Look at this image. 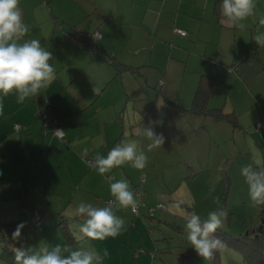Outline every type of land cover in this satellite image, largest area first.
Wrapping results in <instances>:
<instances>
[{
    "label": "crops",
    "instance_id": "0c3cea01",
    "mask_svg": "<svg viewBox=\"0 0 264 264\" xmlns=\"http://www.w3.org/2000/svg\"><path fill=\"white\" fill-rule=\"evenodd\" d=\"M214 1L19 0L18 6L29 31L18 42L39 40L41 46L51 52L49 63L55 69L51 84L22 104L17 103L15 92L6 97L0 95V102L4 105L0 115V200H15L10 212L12 217L5 221L16 220L17 226L23 223L25 229L34 231L27 235L21 229L20 237L27 247L32 245L30 238L35 240L38 234V247L47 243L50 246L60 244L70 250L85 249L84 243L88 239H80L78 230L85 218L76 215L75 209L80 202L99 206L98 194L93 188L98 187V182L106 184V200L114 199L110 185L116 181L126 180L133 192L138 184L144 190L150 189L151 181L144 186L143 178L138 179L140 170L133 168L131 163L110 170L107 174L112 175L104 179L94 163H87L83 157L85 154L95 161L97 155L106 156L116 144L134 142L130 138L135 137L138 148L148 157L146 166L158 168V157L153 154L156 150H149L150 143L142 140L141 126L136 127V134L125 131L122 111L118 109L122 102L148 100L150 89L154 90L157 99L164 101L166 111L170 109L171 115L183 110L191 114L184 129L170 139L163 167L174 164L193 167L186 161V156L177 153V146L191 134L200 137L204 131L208 137V150L204 157L200 156L206 164L201 170L208 171L211 144L214 143L209 138V123L220 121L216 125L219 131V128L226 127V123L221 122L226 119L208 115L209 119L189 110L202 75L214 79L207 106L221 107L225 112L234 111L239 133L253 129L249 133L261 142L258 150L264 153V128H253L257 121L264 119V79L247 83L232 66L252 47L258 48L264 62V45L253 40L258 33H264V25L259 23L264 18V0H255L253 15L241 22L248 31L243 29V33L238 26L226 24V18H216ZM176 28L184 29L186 34H180ZM94 30H99L101 36L92 39L88 33ZM139 73L142 76L152 73L154 84H148L145 75L142 77ZM94 87L100 89L99 94L94 93ZM153 108L154 104L150 102L147 110ZM177 108L181 111H176ZM43 112L56 117L64 132L63 139L50 128L43 130L39 117ZM16 123L22 125L19 130L14 128ZM175 135L180 137L178 145ZM193 135L191 144L196 147L198 139ZM221 159L222 153L217 166L221 165ZM142 198L144 201V192ZM105 205L109 206L107 202ZM217 205L204 208L201 219H206L210 211L223 207L230 209L229 217L237 204L225 202L223 207ZM0 206L2 208V204ZM147 206L150 205L139 206L137 214L131 213L133 220L129 219L125 209L114 210L125 223L132 220L134 226L137 222L145 227ZM167 207L165 203L163 208L155 209L160 211L156 218L157 228L167 223L160 215ZM2 219L0 216V223L4 222ZM258 226L253 224L249 229ZM227 229L229 232L230 228ZM65 231L70 232V237ZM126 235L127 241L115 239L110 245L114 249L108 251L112 264L126 263L132 256L134 242H131L130 227ZM88 242L91 251L100 253L99 245L93 240ZM142 253L134 254L135 261L141 263ZM143 261L147 263L148 257ZM235 261L238 258L224 256L221 264H236ZM150 262L155 264L153 259ZM0 264L12 263L0 255Z\"/></svg>",
    "mask_w": 264,
    "mask_h": 264
},
{
    "label": "rangeland",
    "instance_id": "374dc122",
    "mask_svg": "<svg viewBox=\"0 0 264 264\" xmlns=\"http://www.w3.org/2000/svg\"><path fill=\"white\" fill-rule=\"evenodd\" d=\"M244 30L242 29L240 33H243ZM245 32L248 31L245 30ZM220 46L222 47V45ZM232 52L234 54V51ZM144 75L148 84H154L152 73H145ZM139 76H142V74L139 73ZM143 81L146 84V81ZM149 95L151 96L148 100L137 99L136 102L132 101L128 104L122 102L119 104L118 109L122 111V125L124 126V130L128 133L133 131L136 134V127L138 129L139 126H141L140 128H142L144 132L145 126H149V122L151 121L153 122L151 126L155 133L158 135L162 134L164 137V143L161 146L155 147L156 152H153V154L158 157V168L155 169L146 166L143 170H140L138 175L139 180L143 177L142 184L144 186L149 180L151 181L148 187L154 192H151V190L147 188L144 190L139 184L136 185V188L139 189L140 187L143 190L145 204L153 205L157 201H162L167 204V210L160 213L161 219L163 220L164 218L167 223L157 228L158 223L156 218H158L157 214L160 212L157 209L154 216L148 213L146 214L147 216H145V218L147 225H145V227L137 224V222L134 226V222L132 221L134 219L132 218L134 213L130 208L125 209L129 219L132 218V220L125 223L121 233L116 237H108L102 241H93L96 245H99L100 255L103 256L105 250H107V252L114 250L111 249L110 245L114 244L115 239L127 241L126 232L130 227L131 242H134L131 251L132 256L126 263L121 264H151V259H153L155 264H158L159 261L161 264H221V259L224 256L238 258V261H235L236 264H254L255 262L249 260L251 259L250 256L243 253V250L238 246L231 244L224 236V232L228 230L227 228H230L229 232L231 234L228 232L229 235L239 237V233H247L249 227L253 224H256V226L263 224L264 227V204H255L250 200L248 185L245 182V178L240 174L241 167L247 164H253L256 170H259L261 167L263 168L264 153L258 150V145L261 144V142L255 140L249 133H252L253 129H246L247 131L239 133L237 129L239 126H232L231 123L226 120L228 123L226 121H221L222 123H226V127L219 128V131H217L218 128H216V125H218L220 121L214 120V122L212 120L213 122L209 123V130L211 137L214 139L208 136L211 143H214L211 144L212 148L209 155L208 171L206 169H204L205 171L201 170L204 168L203 166H206L204 159L201 157H204L206 154L205 152L208 150V137L206 138L204 131L200 137L198 134L194 133L195 137L198 139L196 147L191 144L192 139L190 137H192L193 134L186 138L184 142L181 141L183 143H180V145H178L180 137L175 135L176 144L178 145L177 153L186 156L187 160H185L190 162L193 167L189 168L187 164H174V166L171 167H163L165 165L163 161H166L164 155L167 153L166 149L168 148L167 145L170 139L174 134L184 129V126L190 121L189 116L191 114H187L186 110L181 111L177 108L176 111H181V113H173V115H171L170 109L166 111L167 107L164 106V101L162 99H157L156 95L154 96L153 89H150ZM150 102L154 104V111L151 109L147 110ZM205 117L211 119L208 115H205ZM142 136V140L146 144H148V142L151 143V140L144 133ZM1 138L2 136L0 134V139ZM130 139L138 145L137 138L133 137ZM171 147L172 146H170V148ZM190 150L192 153H189ZM221 153L223 154V159H221V165L217 166L221 158ZM168 159L170 158L168 157ZM256 161H259L258 165L255 163ZM82 166L86 168L85 165ZM224 173L229 179L225 177ZM111 175L112 173H105L103 174V178L106 179V177ZM225 179L227 182H230L227 184ZM104 183L102 181L98 182V187H93L96 190V194H98V207L106 206L105 203L108 195L104 188V185H106ZM156 187L157 190L155 189ZM14 201L15 200L11 199L0 200V204H2V208L0 206V216L3 218L2 221L11 219L12 215H10V212L13 209L12 204ZM225 202H228V204H237L235 208L232 209L233 216L230 214L228 217L230 209L228 207L224 209L223 206ZM216 203L218 204L217 206L223 207L222 210L227 213L222 226L218 228L214 234L223 241V246L215 250L211 258L205 259L201 258L193 249L190 242L186 240L184 225L187 218L192 214L200 216L203 214L204 208L207 209V207H212ZM261 209L263 210L262 215L259 214ZM140 210L142 209L140 208ZM200 218L202 217L200 216ZM151 219L154 220L151 221ZM152 223H154V225ZM24 229L23 227L22 233L24 234L31 235L34 233L31 229H29L30 232L27 228ZM135 238H137V240ZM31 239L32 238H30L31 246L38 247L36 242L40 241L39 235H36L35 240L34 238L33 240ZM88 241L84 243V246L86 250L89 249V251H91V248H89L91 245L89 246L90 243ZM140 252H144L141 254L143 255L141 258L142 260H140L141 263H139L138 260L135 261L136 258H134V254L136 255V253ZM153 254H155V256L152 258L151 255ZM149 256L151 258H149ZM145 257H148L147 263L143 261ZM110 261V255L103 256L101 264H112Z\"/></svg>",
    "mask_w": 264,
    "mask_h": 264
},
{
    "label": "clouds",
    "instance_id": "9594fccd",
    "mask_svg": "<svg viewBox=\"0 0 264 264\" xmlns=\"http://www.w3.org/2000/svg\"><path fill=\"white\" fill-rule=\"evenodd\" d=\"M19 0H0V95L8 96L16 93L17 103H24L39 90L46 88L55 79V69L50 60L52 54L41 46L37 39L18 42L29 31L23 21ZM255 0H222V15L229 26H238L244 29V21L254 13ZM264 25V18L259 20ZM257 44L264 45V33L253 37ZM99 94V88H93ZM4 105L0 102V115ZM153 122L145 126L144 134L151 140L148 149L151 150L164 143L162 134H156ZM148 157L144 150L139 149L135 142H120L113 147L106 156L97 155L94 161L96 171L103 175L110 170L131 163V166L143 170L147 165ZM257 165L259 161L255 162ZM240 174L248 185V195L255 204H264V168L256 170L253 164L242 166ZM110 194L114 201L109 206L96 207L91 203L80 202L75 213L83 216L84 222L79 225L80 239L105 240L116 237L125 226V220L116 214L114 209L131 208L133 211L138 200L130 190L126 180H120L110 185ZM227 213L214 210L208 213L206 219L192 214L184 225L186 240L201 258H211L214 251L223 246V241L214 235L224 222ZM24 224L17 226L14 237H19ZM67 253V255H62ZM107 250L103 256H107ZM103 256L95 251L70 250L60 244L50 246L47 243L39 247H19L15 249V264H101Z\"/></svg>",
    "mask_w": 264,
    "mask_h": 264
},
{
    "label": "trees",
    "instance_id": "16d2710c",
    "mask_svg": "<svg viewBox=\"0 0 264 264\" xmlns=\"http://www.w3.org/2000/svg\"><path fill=\"white\" fill-rule=\"evenodd\" d=\"M213 11L217 19L221 17L225 18L222 15V0L214 1ZM82 38L84 39L83 41L86 40L85 36H82ZM232 66L247 83L264 79V62L261 59L257 47H252L240 61L233 63ZM115 67L118 68L117 63H115ZM213 84L214 79L212 77L207 75H202L200 77L193 103L189 110L197 114L212 115L216 119L224 118L229 121L232 126H239L237 115L234 111L225 112L221 107L210 108L207 106V100L213 88ZM224 175L227 177L225 173ZM227 178L229 179V177ZM229 182L226 183L228 184ZM63 227L65 228V226ZM16 228V220L0 223V255L12 264H15V249L22 246L27 247L20 236H13ZM257 232L258 230L254 228L253 230L249 229L247 233L239 234V237H233L229 235L228 232H224V236L231 244L238 246L243 250V253L250 256L251 259L249 260L255 262L254 264H264V228L259 234H257ZM65 234L69 236L70 232L65 231Z\"/></svg>",
    "mask_w": 264,
    "mask_h": 264
},
{
    "label": "built area",
    "instance_id": "2783aa9c",
    "mask_svg": "<svg viewBox=\"0 0 264 264\" xmlns=\"http://www.w3.org/2000/svg\"><path fill=\"white\" fill-rule=\"evenodd\" d=\"M175 31L179 32L182 35L186 34V31L184 29L176 28ZM89 36H91L92 38L96 39V38L101 36V33H100L99 30H94V31L89 33ZM39 117L41 119L44 131H46L47 129L50 128V129H52L53 133L57 137H59V138H63L64 137V132H63L62 128L60 127V125L57 123L56 117L51 116V115H49L46 112L39 113ZM21 127H22V125L19 124V123H16L14 125V128L16 130H19ZM262 128H264V119H261V120L257 121L255 123V125H254V129L255 130H259V129H262ZM83 157L87 161V163H89V164H93L94 163L93 159L87 157L85 154L83 155ZM134 192H135L134 194L136 196V199L138 200V205H137V207H136V209L134 211L132 209H131V211L134 214H137L138 210H139V206H143V205H145V203H144L143 198H142L143 197L142 190L141 189H136ZM112 201H113L112 199H108L106 202H107V204H110V202H112ZM164 206H165L164 202L158 201L155 205H150V206L146 207L147 208V213L152 216L154 214V211H155L156 208H163Z\"/></svg>",
    "mask_w": 264,
    "mask_h": 264
},
{
    "label": "water",
    "instance_id": "95a60500",
    "mask_svg": "<svg viewBox=\"0 0 264 264\" xmlns=\"http://www.w3.org/2000/svg\"><path fill=\"white\" fill-rule=\"evenodd\" d=\"M262 229H263V224H260L257 228L258 230L257 234H259L262 231Z\"/></svg>",
    "mask_w": 264,
    "mask_h": 264
}]
</instances>
